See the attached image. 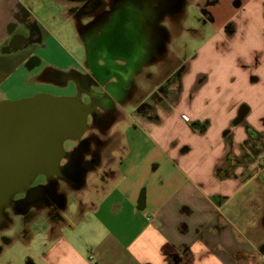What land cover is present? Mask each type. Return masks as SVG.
<instances>
[{"label": "crops", "instance_id": "0c3cea01", "mask_svg": "<svg viewBox=\"0 0 264 264\" xmlns=\"http://www.w3.org/2000/svg\"><path fill=\"white\" fill-rule=\"evenodd\" d=\"M47 1L0 0V100L56 86L43 77L46 68H80L82 58L64 54L60 41L36 20ZM51 1L64 4L58 13L75 20L74 0ZM171 1L179 3V10L158 23L167 32L166 53L175 35L166 23L181 26L190 6H199L218 34L228 30L232 36L255 35L256 30L243 29L245 20L264 19V0ZM237 12L238 22L228 23ZM74 27L78 31L76 22ZM210 47L204 45L203 51ZM187 68L178 70L174 84ZM236 73L233 81L245 82ZM240 89L187 95L188 103L195 101L194 110L179 117L159 102L170 95H134L148 106L137 108L130 102L109 127L96 131L99 141L81 156L87 160L98 149L73 192H78L74 209L66 192L56 209L46 207L38 218L20 222L22 241L30 249L26 264H253L255 258L261 260L254 264H264V231L246 238L223 213L230 199L228 208L234 209L233 199L248 181L256 180L259 188L264 184V82L258 91L245 88L248 95H240ZM131 128L149 129L150 153L141 152L135 140L129 142L126 133ZM181 132L188 138L182 140ZM160 159L167 163L166 174L145 190L142 186ZM260 213L250 228H264V207ZM36 233L39 242L32 245Z\"/></svg>", "mask_w": 264, "mask_h": 264}, {"label": "flooded vegetation", "instance_id": "af4514ba", "mask_svg": "<svg viewBox=\"0 0 264 264\" xmlns=\"http://www.w3.org/2000/svg\"><path fill=\"white\" fill-rule=\"evenodd\" d=\"M73 3L71 9L85 49L84 59L79 69L63 73L49 67L43 77L57 83L50 87L64 89L52 95L78 94L82 101H92L95 107L87 116L84 134L78 140L64 141L66 155L61 160L60 175H40L42 181H33L26 193L15 194L13 206L4 210L0 231L11 226L14 215L24 223L34 215L38 218L40 210L46 207L54 210L62 205L64 193L77 189L82 172L98 154V149L92 150L89 159L81 161V156L89 153L90 144L99 141L96 131L109 127L116 113L130 102L137 108L148 106L140 100L141 96H134L138 89L136 78L166 54L167 32L158 23L166 22L168 15L179 10V3L171 0H112L108 4L101 0H74ZM177 74L173 72L151 89L150 98L165 89L166 81L176 79ZM38 92L50 94L45 90Z\"/></svg>", "mask_w": 264, "mask_h": 264}, {"label": "rangeland", "instance_id": "374dc122", "mask_svg": "<svg viewBox=\"0 0 264 264\" xmlns=\"http://www.w3.org/2000/svg\"><path fill=\"white\" fill-rule=\"evenodd\" d=\"M62 6L64 4L60 5L48 0L36 16V20L45 27L48 33L60 41L64 54H71L74 57L84 59L85 49L81 43V34L74 27L76 21L58 13ZM232 16L227 22L236 24L238 22L236 17L239 16V13L237 12ZM261 17H264V15ZM245 22L243 29L256 30L255 35L232 36L228 30L219 31L218 34L213 25L207 21L206 15L199 9V6H190L188 16L183 20L181 26L178 27L174 22H172V25L166 23L167 28L175 33L169 43L170 52L163 55L155 66L144 69L145 71L137 76L138 89L134 95H152L151 89L156 88L173 72L178 73L180 68L186 67L188 68L184 71L185 75L179 77V83L174 84L175 79H170L171 81H166L165 89L157 92L162 93V95H170V98L162 96L159 102L161 105L175 110L176 117H179L180 113H188L194 110V107L191 106L195 101L192 105L188 103L187 95H215L220 92L225 94L229 89V92H231L236 87H241L242 93L240 95H248L245 94L248 88L251 90L257 88L256 91H258V87L262 86L264 82V19L259 20L254 17L249 23L247 20ZM249 37L252 40H249ZM206 44L211 46L207 52L203 51V46ZM224 70L227 71L224 72ZM233 72H237L236 75L239 77L243 76L245 82L242 84L234 82L235 75L233 76ZM245 75H248V77L246 78ZM174 85L176 90L173 91ZM190 87H194V90L191 91ZM44 90L50 92V94L64 91L59 87L54 89L50 86ZM157 93L156 95H158ZM175 115L171 113L170 117L174 119ZM183 115L186 114H181L182 118ZM198 126L200 125H196L195 130H193L195 134L198 133ZM139 131L140 129L131 128L126 136L129 142L131 140L136 141L141 152L145 154L149 151L150 153L153 146L152 135L149 129L142 128L141 132ZM180 134L183 136L182 140L188 138L185 132ZM152 163H150V168H152ZM160 163L161 165L156 170H150L149 180H146L145 185L142 186L145 190L147 188L148 190L151 189V181L158 175L166 174L167 163L163 159H160ZM40 181H42V177L38 175L33 183ZM142 188H139L138 194L142 192ZM255 188L258 189L255 193L250 195L246 193L248 191L251 193V190L253 191ZM263 191L264 184L259 188L256 186V180L248 181L234 197V209L228 208L232 199L223 207L224 215L234 222L238 233L246 238L263 235L264 228H262V225L257 229L250 228L258 223L260 212L264 207ZM70 195V206L71 209H74L75 200L73 199L78 198V192L70 193ZM12 221L13 223L9 228L0 231V264H26L24 256L27 255L25 253L30 252L29 245L24 244L22 241V224L19 218L14 215ZM36 229L38 230V228ZM251 230L253 231L251 232ZM38 242L39 233H36L32 245H36ZM30 248L35 249L33 246ZM19 258L20 260H18ZM260 260L255 258L252 263H258Z\"/></svg>", "mask_w": 264, "mask_h": 264}, {"label": "water", "instance_id": "95a60500", "mask_svg": "<svg viewBox=\"0 0 264 264\" xmlns=\"http://www.w3.org/2000/svg\"><path fill=\"white\" fill-rule=\"evenodd\" d=\"M94 107L78 94L37 92L0 100V225L15 194L26 193L38 175H60L64 141L78 140L84 134ZM83 177L84 172L79 184Z\"/></svg>", "mask_w": 264, "mask_h": 264}]
</instances>
